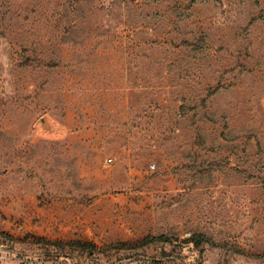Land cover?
<instances>
[{"label":"rangeland","instance_id":"rangeland-1","mask_svg":"<svg viewBox=\"0 0 264 264\" xmlns=\"http://www.w3.org/2000/svg\"><path fill=\"white\" fill-rule=\"evenodd\" d=\"M0 264H264V0H0Z\"/></svg>","mask_w":264,"mask_h":264},{"label":"trees","instance_id":"trees-1","mask_svg":"<svg viewBox=\"0 0 264 264\" xmlns=\"http://www.w3.org/2000/svg\"><path fill=\"white\" fill-rule=\"evenodd\" d=\"M161 238L162 237H158V239H161ZM40 241L44 242L47 245H51V244L55 245L62 251L64 250L65 247L72 248V250L80 251V253H83V252L92 253L94 250H96V245H94L92 243H86V242L63 243V242H51V241H47L44 239H40Z\"/></svg>","mask_w":264,"mask_h":264},{"label":"built area","instance_id":"built-area-1","mask_svg":"<svg viewBox=\"0 0 264 264\" xmlns=\"http://www.w3.org/2000/svg\"><path fill=\"white\" fill-rule=\"evenodd\" d=\"M107 161H108V162H110V161H111V159L109 158Z\"/></svg>","mask_w":264,"mask_h":264},{"label":"water","instance_id":"water-1","mask_svg":"<svg viewBox=\"0 0 264 264\" xmlns=\"http://www.w3.org/2000/svg\"><path fill=\"white\" fill-rule=\"evenodd\" d=\"M41 122H43V119H41Z\"/></svg>","mask_w":264,"mask_h":264}]
</instances>
